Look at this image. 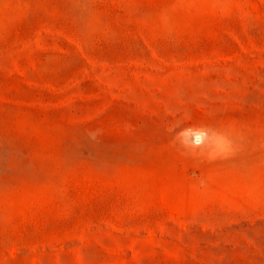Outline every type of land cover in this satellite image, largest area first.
Returning a JSON list of instances; mask_svg holds the SVG:
<instances>
[{
	"label": "rangeland",
	"instance_id": "374dc122",
	"mask_svg": "<svg viewBox=\"0 0 264 264\" xmlns=\"http://www.w3.org/2000/svg\"><path fill=\"white\" fill-rule=\"evenodd\" d=\"M0 264H264V0H0Z\"/></svg>",
	"mask_w": 264,
	"mask_h": 264
},
{
	"label": "bare ground",
	"instance_id": "6f19581e",
	"mask_svg": "<svg viewBox=\"0 0 264 264\" xmlns=\"http://www.w3.org/2000/svg\"><path fill=\"white\" fill-rule=\"evenodd\" d=\"M196 132H197V131H196ZM194 133H195V132H194ZM197 133H198V132H197ZM195 134H196V133H195ZM196 135H197V134H196ZM199 136H200V135H199ZM201 137H202V134H201ZM201 137H197V138H201ZM197 138H196V139H197Z\"/></svg>",
	"mask_w": 264,
	"mask_h": 264
}]
</instances>
